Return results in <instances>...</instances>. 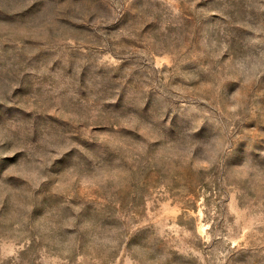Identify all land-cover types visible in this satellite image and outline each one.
<instances>
[{"label": "rangeland", "instance_id": "374dc122", "mask_svg": "<svg viewBox=\"0 0 264 264\" xmlns=\"http://www.w3.org/2000/svg\"><path fill=\"white\" fill-rule=\"evenodd\" d=\"M0 264H264V0H0Z\"/></svg>", "mask_w": 264, "mask_h": 264}]
</instances>
